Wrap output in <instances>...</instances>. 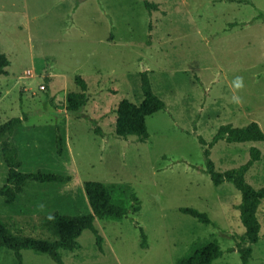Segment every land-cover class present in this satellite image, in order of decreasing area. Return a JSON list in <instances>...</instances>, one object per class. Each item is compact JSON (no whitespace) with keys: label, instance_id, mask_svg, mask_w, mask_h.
Instances as JSON below:
<instances>
[{"label":"rangeland","instance_id":"rangeland-1","mask_svg":"<svg viewBox=\"0 0 264 264\" xmlns=\"http://www.w3.org/2000/svg\"><path fill=\"white\" fill-rule=\"evenodd\" d=\"M148 1L162 6L152 17L153 8L146 9L143 0H0V50L11 62L7 75H0V124L26 115L12 136L19 171L69 177L29 180L13 202L0 197L2 223L49 240L54 211L91 212L86 181L101 182L113 197L127 201L134 192L139 201L130 217L146 236L144 247L130 218H96L102 248L86 229L78 237L79 249L60 250L64 264H174L192 242L215 239L226 249L244 232L236 211L241 194L230 180L212 183L203 170V150L221 125L255 121L264 132V0ZM143 70L166 103L165 110L146 117L145 142L114 134L119 100H142ZM77 74L86 81L88 101L80 111L68 112L67 94L80 91ZM237 76L244 82L239 91L233 87ZM233 95L239 104L230 102ZM251 146L261 157L245 181L264 186V141L218 140L210 148L215 170L245 163ZM6 176L0 151V187ZM180 207L207 213L215 226ZM36 215L38 232L30 227ZM257 219L260 238L247 264H264V198ZM21 253L23 264H55L44 253ZM235 254L230 259L240 264ZM15 262L12 251L0 249V264Z\"/></svg>","mask_w":264,"mask_h":264},{"label":"trees","instance_id":"trees-1","mask_svg":"<svg viewBox=\"0 0 264 264\" xmlns=\"http://www.w3.org/2000/svg\"><path fill=\"white\" fill-rule=\"evenodd\" d=\"M146 9L156 8V4L143 0ZM10 64L6 54L0 50V75H7V67ZM74 79L79 86V92H70L66 97V110L68 112H78L88 101L87 84L81 75H75ZM140 89L142 100L134 103L128 99H121L115 108L114 134L120 138L135 136L136 140L145 142L149 137L146 126V117L160 110L166 109V104L152 90L147 70L140 72ZM26 119L23 113L20 117H12L0 124V151L1 158L7 167L5 183L0 187V197H5L9 201H14L22 192L27 181L32 180L39 183L61 182L69 180L68 176L56 173H48L42 170L33 172H21L19 167L21 161L17 147L12 139L16 128ZM94 122V121H92ZM94 131L103 134L97 126ZM218 140L231 142L264 141V132L257 122L251 121L245 126L236 127L232 124L221 125L207 147L203 150L205 168L214 185H218L225 180H230L234 187L240 192L241 200L238 204L239 219L244 227L241 235H235V245L222 250L217 240H210L202 243L192 242L189 252L185 257L179 258L174 264H211V261L220 256L224 251H236L239 255L240 264H247L252 253V245L260 238V223L256 212L258 206L264 198V186L254 188L245 181V174L253 162L261 157V151L255 146L249 147L248 160L238 167L226 169L223 172L215 170L214 163L210 158V148ZM199 142L205 144L202 139ZM57 153L61 154V138H56ZM84 191L88 199L91 212L85 215L69 216L54 211L52 219L58 234L55 240H46L32 237L30 235L17 236L12 234L0 220V249L6 248L13 252L16 260L15 264H22L21 250L30 249L37 253L47 254L55 264H64L60 255L61 249L73 251L80 248L78 237L84 230L92 232L96 246L101 249L103 237L96 229L94 220L98 219H119L121 217L130 218L134 226L138 228L141 238L140 245H146V236L138 223L130 217L139 210V201L134 192L129 195L127 201L122 197H113L108 187L98 181H86ZM179 211L196 218L204 224L215 223L208 214L192 207H180Z\"/></svg>","mask_w":264,"mask_h":264},{"label":"crops","instance_id":"crops-1","mask_svg":"<svg viewBox=\"0 0 264 264\" xmlns=\"http://www.w3.org/2000/svg\"><path fill=\"white\" fill-rule=\"evenodd\" d=\"M150 2V1H149ZM151 3H153V4H156V8H153V10H151V12H150V15L149 16H151L152 17V15H154V13H156V12H159V9H161V4L157 1V2H151ZM158 14H160V13H158ZM25 18H27L28 19V21L25 23L26 25L25 26H29V24H28V22H30V17H29V15H28V13H25ZM19 25V27H21L23 24H18ZM17 25V26H18ZM10 61V60H9ZM10 64H11V62H10ZM9 64V65H10ZM8 65V66H9ZM26 71H29V69H27ZM166 104V103H165ZM254 163V162H253ZM251 167V166H250ZM249 167V168H250ZM249 170V169H248ZM222 183V182H221ZM220 183V184H221ZM219 185V184H218ZM108 187V186H107ZM263 199V198H262ZM10 202H13V201H10ZM240 203V202H239ZM238 203V204H239ZM260 206H261V202H260V204H259V206H258V209H257V212H256V216H257V213H258V210L260 209ZM236 211H238V214H239V209H238V205H237V210ZM19 215L18 214H16V215H14V220L15 221H17L18 219H19ZM30 219H31V222H30V227H34V230L36 231V232H38V227H39V220H38V218H37V215L36 216H31L30 217ZM196 219V218H195ZM2 222V221H1ZM207 225H209V224H207ZM6 228H7V230H9L12 234H14V235H17V236H22V235H27V234H22V233H18L17 232V230L16 229H14L13 230V228L11 227V225L10 226H7V225H4ZM14 227V226H13ZM15 228V227H14ZM54 226L52 225V222L50 221V230H49V236H48V238L47 239H51V240H55V239H57L58 238V234H57V232H55L54 231ZM56 230V229H55ZM43 234H44V236L43 237H46L47 236V234L45 233V232H42ZM46 234V235H45ZM30 236H32V234H30ZM32 237H35V238H38V236L37 235H34V236H32ZM40 237V236H39ZM41 238V237H40ZM46 239V238H45ZM222 249V248H221ZM225 248H223L222 250H224ZM235 252L236 251H232V252H224L223 254H221L220 256H218V257H216V258H214L212 261H211V264H229V261L231 260V262L233 263V264H238V262H237V259H235V260H233V259H230L231 258V256H232V258H236V254H235ZM22 264H23V261H22Z\"/></svg>","mask_w":264,"mask_h":264},{"label":"clouds","instance_id":"clouds-1","mask_svg":"<svg viewBox=\"0 0 264 264\" xmlns=\"http://www.w3.org/2000/svg\"><path fill=\"white\" fill-rule=\"evenodd\" d=\"M233 87L236 91L242 89L244 87L243 78L240 76L235 77L233 80ZM230 102L239 104L241 100L238 95H233Z\"/></svg>","mask_w":264,"mask_h":264},{"label":"built area","instance_id":"built-area-1","mask_svg":"<svg viewBox=\"0 0 264 264\" xmlns=\"http://www.w3.org/2000/svg\"><path fill=\"white\" fill-rule=\"evenodd\" d=\"M39 88H41V89H45V84H41V85H39Z\"/></svg>","mask_w":264,"mask_h":264}]
</instances>
